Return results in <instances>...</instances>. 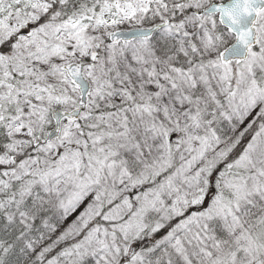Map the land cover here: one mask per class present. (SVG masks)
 Segmentation results:
<instances>
[{"label":"snow or ice","instance_id":"obj_1","mask_svg":"<svg viewBox=\"0 0 264 264\" xmlns=\"http://www.w3.org/2000/svg\"><path fill=\"white\" fill-rule=\"evenodd\" d=\"M0 264H264V0H0Z\"/></svg>","mask_w":264,"mask_h":264}]
</instances>
